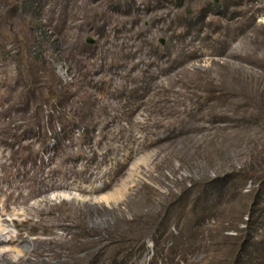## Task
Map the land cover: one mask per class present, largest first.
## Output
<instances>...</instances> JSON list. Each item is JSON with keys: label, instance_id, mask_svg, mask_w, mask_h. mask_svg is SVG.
Listing matches in <instances>:
<instances>
[{"label": "rangeland", "instance_id": "1", "mask_svg": "<svg viewBox=\"0 0 264 264\" xmlns=\"http://www.w3.org/2000/svg\"><path fill=\"white\" fill-rule=\"evenodd\" d=\"M0 81V264H264V0H0Z\"/></svg>", "mask_w": 264, "mask_h": 264}, {"label": "bare ground", "instance_id": "2", "mask_svg": "<svg viewBox=\"0 0 264 264\" xmlns=\"http://www.w3.org/2000/svg\"><path fill=\"white\" fill-rule=\"evenodd\" d=\"M10 20V19H9ZM7 29V28H6ZM16 29V28H15ZM0 85H2V82L0 81ZM24 246H26V242L24 243Z\"/></svg>", "mask_w": 264, "mask_h": 264}]
</instances>
